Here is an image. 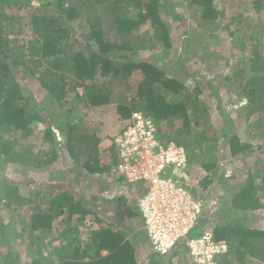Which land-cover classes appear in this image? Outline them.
Here are the masks:
<instances>
[{
  "label": "trees",
  "instance_id": "trees-1",
  "mask_svg": "<svg viewBox=\"0 0 264 264\" xmlns=\"http://www.w3.org/2000/svg\"><path fill=\"white\" fill-rule=\"evenodd\" d=\"M37 1L38 7L28 14L25 11L31 9V0H0V174L7 164L37 168L53 163L59 154L57 148L53 147L55 137L49 125L58 123L59 120L50 113V109L39 108L38 103L31 101L30 96L24 97L15 76L19 73L18 69L22 68L24 77L27 74L33 78L36 76L39 85L46 91V98L51 104L60 107L67 104L70 87L74 96L81 100L82 94L76 90L82 87L86 98L84 105L87 107L114 103L116 113L122 119L128 118L132 112L140 111L156 124L159 141L168 143L172 140L185 148L189 164L199 161L201 157L204 159L200 164L206 173L197 179L189 175V181H184L185 185L181 182V185L189 190L194 200L203 202L201 214L191 230L190 237L199 236L203 230H210L216 241L224 240L227 244V250L218 254L215 264H251L249 256L264 264V228L250 227L247 223L248 216L254 214V211L264 209V177L260 179V184L255 183L256 176L264 171V164L261 168H248L244 183L237 188L238 191L231 194L227 205L219 202V207L213 211L211 206L207 207L205 202L210 200L211 192L226 182L230 175H227L224 169H213L217 165L216 161L208 159L212 157L208 153L215 149L218 136L208 133L212 128L208 107L201 98L204 86L197 82L193 86H187L183 83L186 79L179 78L163 68L162 63L154 58L141 57L142 51L147 50L153 54L163 52L162 55L167 57L169 50L173 48V35L167 17L173 21L172 25L182 29L184 15L171 11L172 3L169 0ZM181 1H188L200 10V19L204 21L202 33L206 37L203 41L212 46H220L225 37L221 26L224 13L216 8L215 0ZM251 2L254 6L252 16L264 10V0ZM105 6L108 7V19L100 16V11ZM13 8L18 11H8ZM132 9H135V12H132ZM85 10L92 14L93 18L88 19V28L82 35L81 42L69 24L82 16ZM237 16L240 18L238 25L241 27L231 29L230 23L224 26L230 36V43L238 50L237 59L228 65V58L219 51L212 50L213 53H209L212 59L218 58L217 62L221 58L223 68L228 69L229 73L223 76L227 92L230 88L237 87L239 99L247 100L246 105L237 107V115L243 114L244 110L246 120L255 115L256 120L250 121V124L255 125L257 129L261 128L264 134V18L242 17L241 14ZM227 18L231 23L237 19L233 14ZM25 30H30L32 37L25 43H19ZM185 30L181 31V36H184L183 52L196 50L192 45L197 44L200 48L205 46V43H191L196 35ZM72 42L75 43L74 46L79 43L84 50L73 53ZM157 48L159 49L156 51ZM42 57L56 68L62 65V62L65 63V58H71L72 78L66 81L64 76L59 75L57 82L52 81L48 69L41 64ZM40 66L41 69H36ZM133 73L140 74L141 81L135 94L129 99L130 103L127 98L115 99L112 86H115L117 80H126ZM199 74L200 72H196L194 76ZM97 76L102 77L104 82H96ZM205 84L208 93L219 99L217 85L212 81ZM229 103L234 105L236 101ZM71 110L69 107L64 114H69ZM228 110L224 108L219 111L224 121L222 127L225 128L222 138L229 146L231 155L236 156L248 150L251 145L242 142L238 133L231 130L233 115ZM35 122L45 124L42 143L48 147L46 151L38 149L37 153L31 151L32 148L21 150L37 125ZM2 128L17 133V139L4 137ZM62 128L67 129L66 146L69 156L76 159V141L82 137L77 135L76 141H72L75 138L74 127L68 121L62 123ZM94 150L87 154V158L80 165L86 179L88 175L103 174L109 168L107 162L103 163L98 159ZM106 156L108 158L110 152L104 153L105 158ZM64 171L67 174L69 169L65 168ZM191 172L194 173L193 169ZM0 182V188L3 187L0 194V210L2 205L30 206V230L50 228L52 216L61 215L65 210L67 219L77 214L81 220L90 218L97 225L96 229L91 230L88 241L74 239L65 247L62 246L64 252H61L62 258L57 264H173L171 258L164 260L154 252L140 258L135 234L127 238V234L135 228L132 219L138 217L140 224V216L135 207L122 198L109 206L95 195L77 196L75 191L69 188V183H62L63 186L49 184L43 191L39 189L24 197L19 192L22 181H10L0 175ZM32 196L45 203L48 210L39 209L37 206L32 208ZM202 196L206 199L203 200ZM212 213L216 214L215 222L208 228V217ZM69 228L70 226L65 229L66 233ZM9 230V225L2 223L0 219V264H23L19 252L11 253L5 249L2 240L5 234H9ZM176 254L178 255L175 249L172 255ZM29 264L43 263L33 261Z\"/></svg>",
  "mask_w": 264,
  "mask_h": 264
},
{
  "label": "rangeland",
  "instance_id": "rangeland-1",
  "mask_svg": "<svg viewBox=\"0 0 264 264\" xmlns=\"http://www.w3.org/2000/svg\"><path fill=\"white\" fill-rule=\"evenodd\" d=\"M169 1L172 3V5H170L171 11L184 15V28L178 29L175 25H172L173 21L171 22L169 17L165 15V17H167V23L170 25V32L173 35V48L169 50L167 57L162 55L163 52L153 54L152 51L150 52L148 50L142 51L141 57L144 59L154 58L158 62L162 63L163 68L173 72L179 78L186 79V82L183 83L187 86H193L195 85V82L204 86V93H202L201 98L208 107L209 123L212 128V130L209 129L208 133H210V135L211 133H214V135L218 136V142L217 145H215V149L211 151V153H208V155L212 157H208V159L216 161L217 165L213 169H224L227 171L228 175H230L226 182L220 185L215 191L211 192L212 194L210 195V200H206L205 202L208 204L207 207L211 206L213 211L219 207V202H222V205L228 204L231 194L236 190L238 191L239 189L237 188L244 183L248 168H261L264 164V134L261 131V128L257 129L255 125L250 124V121L256 120V116L253 115L246 120L244 115L246 112L245 110L240 116L237 115L239 113L237 107H239V105H246L247 100L239 99L237 87L230 88V91L227 92L228 88L224 86L225 82L223 80V76L229 73L228 69H226V71L223 68L221 58H219V61L217 62L218 58L212 59V56L209 53H213L212 50L219 51L220 54L228 58V65L232 64L237 59L238 50L233 48L232 43H230V36H228L227 29H225L224 26L227 23H230L231 29L241 27L238 25L240 18L237 15L241 14L242 17H251L254 12V6L251 2L252 0H215L214 3L216 8L222 10L224 13L222 16L223 21L221 26L223 27L222 33L225 37L222 34L221 35L226 41L223 40L220 46H212L208 43L206 44L205 40L203 41L206 37L202 33L204 21L200 19V10L197 9L195 5H190L188 1ZM38 5L39 3L37 0H31V9L26 10L25 12L30 14V12L38 7ZM107 8L108 7L105 6L100 11V16L103 19H108ZM8 11L17 12L18 10L13 8ZM86 11L87 10L84 11L82 16L72 20L69 24V27L73 29L72 32L76 33V38L81 42L83 40L82 35L88 28V19L93 18L92 14ZM131 11L135 12V9H132ZM231 14L235 15L237 18L233 21V23L229 22L227 18L228 15ZM252 17H255L256 19L264 18V10ZM62 20H64V18ZM185 28H187V30H185ZM184 30L189 31L188 33H195L196 38L192 40L191 43L194 44L198 42L199 45H204L202 43H205V46L200 48L197 44L192 45L196 50H189L186 53L183 52L182 41L184 36H181V31L184 32ZM31 37L32 33H30V30H25L24 35L20 37L21 41L19 43H25ZM74 44L75 43H73V53L77 50H84L79 43H76L75 46ZM158 49L159 48H157L156 51ZM160 51L162 50L160 49ZM40 59L42 60V66L45 69H48L49 77L52 81L57 82L59 75L64 76L66 81H69V79L72 78L73 71L71 70V58H65V63L62 62V65H59L58 68L49 64V62L46 61L47 59L43 57ZM203 59H206L207 61L204 62ZM42 66H40V68L37 67L36 69H41ZM18 70L19 73L15 74V76L19 81L24 97L30 96L31 101L38 103L39 108L46 107L50 109V113L55 115L59 120L58 123L53 122L49 124L55 137L53 147L57 148L59 154L57 160H54L53 163L46 166H38L37 168L35 166L7 164L5 168H3L4 171H2V174L0 175H2L4 179L10 181L14 179L20 182L22 181L23 185H21L19 192L24 197H28V195H31L39 189H42L40 191H43L49 184H61V186H63L62 183H69V188L73 189L77 196L79 194L87 196L95 195L96 197H99L100 201L107 203L109 206L115 204L116 198L119 194L114 190V187L110 182L109 173L106 171L107 173L104 172L103 174H94L92 176L88 175L86 179L84 178L85 172L80 165L94 149L101 162L104 163L109 161L110 157L107 158L106 156V159H104V153L111 150L113 134L124 125V121L116 113V105L112 103L105 106L87 107L84 105L86 103V98L82 87H79L76 90L79 94H82L81 100H78L74 96V92L70 87L65 107H60L53 103L51 104L48 98H46V91L39 85L36 76L33 78L27 74V76L25 75L24 77L22 68H19ZM196 72H200V74L195 77L194 74ZM102 79V77L97 76L96 82H104ZM140 81L141 75L138 73L131 74V76L126 80H117L115 86H112V94H114V98H127L128 103H130L129 99L135 94ZM209 81H212L215 85H217L219 99H216L215 96L208 93L205 83ZM229 101L233 103L236 101V104L234 103V105H232ZM69 107L72 108L71 112L69 114H64ZM224 108H228L229 113L233 115V126L231 127V130L238 133L242 142H247L251 145L248 150L242 151V153H239L236 156L231 155L229 146L224 143L222 138L225 128L222 127L224 121L219 111ZM47 121H49V119H47ZM66 121L70 122V124L74 127L73 133L75 134V138L72 141H76L77 135L82 137L76 141V159L69 156L70 154L66 146L67 129L64 130L62 128V123H65ZM205 123L207 124L208 121ZM36 124L37 125L34 126L32 132L29 134L30 137L27 139L28 141L21 148V150H24L25 148H32L31 151H35L36 153L38 152V149H45L46 151L48 145H44L42 143V135L45 124L38 122ZM2 133L4 137L8 139H17L18 136L17 133L10 130H4L3 128ZM20 141H22V139ZM75 160L78 161V163ZM203 160L204 159L201 157L199 161L197 160L190 164L193 168V176L195 179L206 173L205 169L200 164ZM65 168H68L70 171L67 173L69 175L67 176L68 178L66 177L67 174H65L64 171ZM161 176L167 177L172 176V174L169 169H166ZM262 177H264V171H261L256 176L255 183L260 184V179ZM181 182L182 185H185L183 180H181ZM2 188L3 187L0 188V194H2ZM202 197H204L203 200L206 199L205 196ZM126 200L134 203L132 198ZM14 205L15 204L1 206V222L9 225L10 227L9 234H5L4 240L2 241L7 251H10L11 253L19 252L22 255L23 264H29L33 261H39L43 264H57L60 261V258H62V253L64 252L62 249L67 245V243L71 241L73 242L74 239L88 241L91 230L97 228V225L93 223L90 218H84L81 220L77 217V214H75L71 219H67V210H65L61 215L56 214L52 216L53 222L50 228L33 231L30 230V206L23 205L13 207ZM34 206H37L39 209L45 211L48 210V206L39 201L36 197H34L31 207L34 208ZM252 215L247 218L248 225L250 227L257 226L258 228H264V209L254 211V214ZM137 218L138 217H134L132 219L135 224V228L130 234H127V238L131 237L133 233L135 234V242L137 244L136 248L138 249L140 253L139 256L141 258L148 256L152 251L145 240L144 233L141 229V223L138 224ZM215 218V213H212L211 216L208 217V226L214 225ZM69 226V231L66 233L65 229ZM62 246L64 247L62 248ZM71 247L72 246H70V248ZM189 252L190 251L184 244H180L177 249L178 255H169L166 259L171 258L173 264H194L189 256ZM249 257L252 260L251 264L259 263L257 258L251 256Z\"/></svg>",
  "mask_w": 264,
  "mask_h": 264
},
{
  "label": "built area",
  "instance_id": "built-area-1",
  "mask_svg": "<svg viewBox=\"0 0 264 264\" xmlns=\"http://www.w3.org/2000/svg\"><path fill=\"white\" fill-rule=\"evenodd\" d=\"M156 133L151 119L132 112L124 131L115 139L122 162L112 171L125 176L128 182H143L137 199L143 228L154 251L166 254L190 232L202 203L181 185L186 176L185 148L174 141L159 142ZM166 169L172 176H161ZM122 188L126 190V186ZM213 236L207 230L187 240L196 263L214 264L216 256L227 250L225 241H216Z\"/></svg>",
  "mask_w": 264,
  "mask_h": 264
},
{
  "label": "clouds",
  "instance_id": "clouds-1",
  "mask_svg": "<svg viewBox=\"0 0 264 264\" xmlns=\"http://www.w3.org/2000/svg\"><path fill=\"white\" fill-rule=\"evenodd\" d=\"M105 106V105H104ZM137 112H140V111H137ZM141 113V112H140ZM132 114V113H131ZM131 114H130V116H131ZM142 114V113H141ZM130 116L128 117V118H125V119H122L121 117V119L124 121V125H123V127L121 128V129H119L118 131H116L114 134H113V137H112V147H111V150H109V152H110V158H109V161L110 160H112V161H107V165H108V173H109V175H110V182H111V184L113 185V187H114V190L119 194V196H117V198H116V201H118L119 199H124L127 203H129L130 205H133L134 207H135V209H136V212L139 214V216H140V223H141V229H142V231H143V233H144V236H145V240H146V242H147V244H148V246L150 247V249H151V251L152 252H154V253H156V254H158V255H160V256H162L163 257V259L165 260L167 257H169V255H172V252L176 249H178V247H179V245L180 244H184L187 248H188V246H187V240L188 239H190V238H195V237H198V236H192V237H190V233H191V230L193 229V227L195 226V224H196V222H197V219L199 218V216H200V214H201V211H202V205H201V211H200V213L198 214V216H197V218H196V220H195V222H194V225H193V227H192V229L190 230V232L187 234V236L186 237H184V238H181L180 239V241H178L177 243H176V245L171 249V250H169V252H167L166 254H159V253H157V252H155L154 251V249H153V247H152V244L149 242V240H148V238H147V236H146V234H145V231H144V228H143V223H142V221H143V219H142V216L140 215V212H139V210H138V205H137V199H138V197H139V195L141 194V191L143 190V187H144V184H143V182H141V181H138V182H128L127 181V179H126V177L125 176H123V175H119L117 172H113L112 171V168H114V167H116L118 164H120L121 162H122V160L120 159V157H119V155H118V149H117V145H116V142H115V139L119 136V135H121L122 134V132L124 131V129H125V126L127 125V123H128V121H129V119H130ZM146 117V116H145ZM147 118H149V119H151L150 117H147ZM152 120V119H151ZM153 121V120H152ZM153 123H154V121H153ZM155 124V123H154ZM155 126H156V124H155ZM156 131H157V126H156ZM156 135H157V133H156ZM157 140L159 141V139H158V135H157ZM224 140V139H223ZM170 141H172V140H170ZM159 142H167V141H159ZM225 143V142H224ZM105 150V149H104ZM187 153V152H186ZM104 159H106L105 157H104ZM185 168V173H186V176L184 177V178H182L181 180H183V181H189V178H188V176L189 175H193V173L191 172V170L193 169L191 166H190V164L188 163V160H187V164H186V166L184 167ZM221 171L223 170V169H220ZM188 172H190V174L188 173ZM225 172L227 173V171L225 170ZM227 175H228V173H227ZM185 178H187V179H185ZM123 186H126V190H123ZM184 187V186H183ZM188 192H189V190L186 188V187H184ZM189 194H190V192H189ZM191 195V194H190ZM130 198H132L133 200H134V203H131V202H129V201H127L126 199H130ZM201 203L203 204V202L201 201ZM209 221V220H208ZM208 224H209V222L207 223V227L209 228V227H212V226H208ZM204 231H207V230H203L202 231V233L204 232ZM210 231V230H209ZM201 233V234H202ZM200 234V235H201ZM199 235V236H200ZM224 241V240H223ZM188 250H189V248H188ZM225 253V252H224ZM189 256H190V258L192 259V262L194 263V264H198V263H196L194 260H193V257L191 256V254H190V252H189ZM219 256V255H218ZM217 257V256H216ZM170 259V258H169ZM215 262H216V258H215V261H214V264H215Z\"/></svg>",
  "mask_w": 264,
  "mask_h": 264
}]
</instances>
